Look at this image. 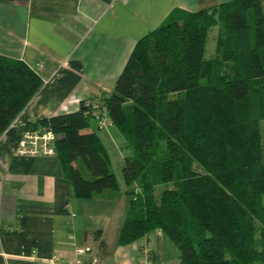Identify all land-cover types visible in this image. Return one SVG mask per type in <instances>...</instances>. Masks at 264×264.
<instances>
[{
    "label": "trees",
    "instance_id": "1",
    "mask_svg": "<svg viewBox=\"0 0 264 264\" xmlns=\"http://www.w3.org/2000/svg\"><path fill=\"white\" fill-rule=\"evenodd\" d=\"M214 27L215 51L204 58ZM35 67L0 55V136L42 87ZM96 115L129 150L120 169L128 204L118 245L159 230L178 264H264L259 0L172 10L137 39L109 92L25 124L54 135L53 156L79 200L118 190L105 147L87 131Z\"/></svg>",
    "mask_w": 264,
    "mask_h": 264
},
{
    "label": "crops",
    "instance_id": "2",
    "mask_svg": "<svg viewBox=\"0 0 264 264\" xmlns=\"http://www.w3.org/2000/svg\"><path fill=\"white\" fill-rule=\"evenodd\" d=\"M227 1L0 0V55L40 64L43 79L0 136V264H178L159 230L117 244L128 204L119 188L76 199L54 156H17L14 148L25 124L74 112L80 101L109 92L137 39L172 10ZM259 4L264 19V0ZM108 128L87 130L106 151L104 141L113 142Z\"/></svg>",
    "mask_w": 264,
    "mask_h": 264
},
{
    "label": "rangeland",
    "instance_id": "3",
    "mask_svg": "<svg viewBox=\"0 0 264 264\" xmlns=\"http://www.w3.org/2000/svg\"><path fill=\"white\" fill-rule=\"evenodd\" d=\"M215 35H216V27H214L208 31V34L206 37V42H205L204 54H203L204 58L212 57L214 54V51H215V41H214ZM104 121H106L105 116H104ZM108 127H109L108 128L109 131H111L113 133V137H112L113 142L110 143L109 141L105 140L104 143L107 147V151H108V155H109L108 157H109V162H110V169L115 176L119 191L121 193H123L124 192V185L122 183V179H121V175H120V169H121V165H122V158L124 155L129 154V150L127 148H125V144H124L122 138L120 137V135L117 133V131L112 126H108ZM96 128H98L97 127V121L94 118H91L89 120V127L87 130L92 129V130L96 131ZM123 199H124V201L126 199V201L128 202L127 197L123 198ZM169 243L174 247V249H176L175 246L171 242H169Z\"/></svg>",
    "mask_w": 264,
    "mask_h": 264
},
{
    "label": "built area",
    "instance_id": "4",
    "mask_svg": "<svg viewBox=\"0 0 264 264\" xmlns=\"http://www.w3.org/2000/svg\"><path fill=\"white\" fill-rule=\"evenodd\" d=\"M36 70L41 69V65H36ZM98 128L108 126L103 117L95 116ZM54 135L45 129L37 128L35 130H22V133L14 148V154L17 156H53L52 143ZM81 252V250H78Z\"/></svg>",
    "mask_w": 264,
    "mask_h": 264
}]
</instances>
